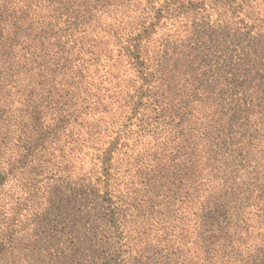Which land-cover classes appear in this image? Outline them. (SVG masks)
<instances>
[{
    "label": "trees",
    "instance_id": "trees-1",
    "mask_svg": "<svg viewBox=\"0 0 264 264\" xmlns=\"http://www.w3.org/2000/svg\"><path fill=\"white\" fill-rule=\"evenodd\" d=\"M0 264H264V0H0Z\"/></svg>",
    "mask_w": 264,
    "mask_h": 264
},
{
    "label": "rangeland",
    "instance_id": "rangeland-1",
    "mask_svg": "<svg viewBox=\"0 0 264 264\" xmlns=\"http://www.w3.org/2000/svg\"><path fill=\"white\" fill-rule=\"evenodd\" d=\"M78 175V174H76ZM126 251H129V250H126ZM132 251V254H133V257L134 256H137V257H141L143 258V261L147 262V257H152L155 252H152V250H131ZM159 257H160V254H159Z\"/></svg>",
    "mask_w": 264,
    "mask_h": 264
}]
</instances>
